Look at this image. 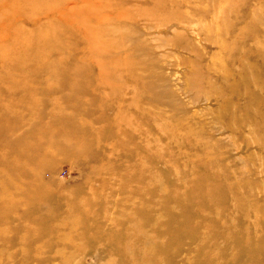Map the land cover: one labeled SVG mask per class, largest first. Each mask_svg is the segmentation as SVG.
Returning <instances> with one entry per match:
<instances>
[{"label":"rangeland","instance_id":"obj_1","mask_svg":"<svg viewBox=\"0 0 264 264\" xmlns=\"http://www.w3.org/2000/svg\"><path fill=\"white\" fill-rule=\"evenodd\" d=\"M0 264H264V0H0Z\"/></svg>","mask_w":264,"mask_h":264},{"label":"bare ground","instance_id":"obj_2","mask_svg":"<svg viewBox=\"0 0 264 264\" xmlns=\"http://www.w3.org/2000/svg\"><path fill=\"white\" fill-rule=\"evenodd\" d=\"M31 47V46H30ZM35 69V68H34Z\"/></svg>","mask_w":264,"mask_h":264}]
</instances>
